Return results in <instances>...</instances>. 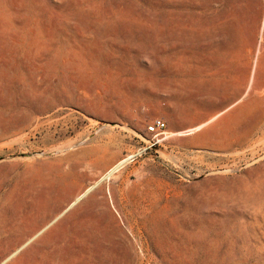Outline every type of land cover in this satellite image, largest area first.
Here are the masks:
<instances>
[{
    "label": "rangeland",
    "instance_id": "rangeland-1",
    "mask_svg": "<svg viewBox=\"0 0 264 264\" xmlns=\"http://www.w3.org/2000/svg\"><path fill=\"white\" fill-rule=\"evenodd\" d=\"M263 29L264 0H0V264H264Z\"/></svg>",
    "mask_w": 264,
    "mask_h": 264
},
{
    "label": "built area",
    "instance_id": "built-area-1",
    "mask_svg": "<svg viewBox=\"0 0 264 264\" xmlns=\"http://www.w3.org/2000/svg\"><path fill=\"white\" fill-rule=\"evenodd\" d=\"M166 126L165 123L159 119H155L150 126L147 127V133L157 138L163 131L165 130Z\"/></svg>",
    "mask_w": 264,
    "mask_h": 264
},
{
    "label": "bare ground",
    "instance_id": "bare-ground-1",
    "mask_svg": "<svg viewBox=\"0 0 264 264\" xmlns=\"http://www.w3.org/2000/svg\"><path fill=\"white\" fill-rule=\"evenodd\" d=\"M125 159L122 160L121 162H119L118 164H116L115 166H113L108 172L107 174L105 175V178H108L110 177L114 172L118 171L121 166L125 163ZM7 258V257H6ZM2 260V259H1Z\"/></svg>",
    "mask_w": 264,
    "mask_h": 264
},
{
    "label": "crops",
    "instance_id": "crops-1",
    "mask_svg": "<svg viewBox=\"0 0 264 264\" xmlns=\"http://www.w3.org/2000/svg\"><path fill=\"white\" fill-rule=\"evenodd\" d=\"M264 30V29H263ZM260 67H263V63L260 64Z\"/></svg>",
    "mask_w": 264,
    "mask_h": 264
}]
</instances>
